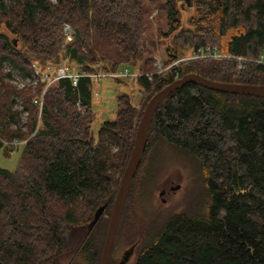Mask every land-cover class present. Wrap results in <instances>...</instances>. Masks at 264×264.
Returning a JSON list of instances; mask_svg holds the SVG:
<instances>
[{
	"label": "trees",
	"instance_id": "trees-1",
	"mask_svg": "<svg viewBox=\"0 0 264 264\" xmlns=\"http://www.w3.org/2000/svg\"><path fill=\"white\" fill-rule=\"evenodd\" d=\"M191 4L183 20L178 0H11L6 6L0 0V147L8 154L13 147L6 141L25 138L15 168L0 167V264H58L60 256L65 264H99L119 180L149 98L189 72L222 82L264 83L263 65L247 63L239 70L233 59L191 60L177 77L140 76L134 80L140 103L133 104L128 93L116 95L114 119L101 122L94 137L92 79L83 76L76 86L68 78L51 83L39 115L33 99L46 81L18 89L3 64L26 73L33 65L44 70L61 63L82 73L125 65L152 72L159 44L145 33L146 5L165 11L167 31L161 35H171L173 44L165 48L164 64L207 45L241 56L264 52V0ZM65 23L72 30L68 41ZM15 95L27 111L26 133L18 129ZM163 143L195 162L202 189L194 196L188 191V208L171 209L137 238L154 171L151 156ZM102 204L103 213L88 229ZM121 237L137 238L131 243L134 259L125 264H264V98L187 83L161 100L108 264H119L113 251Z\"/></svg>",
	"mask_w": 264,
	"mask_h": 264
},
{
	"label": "rangeland",
	"instance_id": "rangeland-1",
	"mask_svg": "<svg viewBox=\"0 0 264 264\" xmlns=\"http://www.w3.org/2000/svg\"><path fill=\"white\" fill-rule=\"evenodd\" d=\"M10 1L11 0H4L5 6L8 5ZM178 2L179 6L182 8L183 20H185L186 17L192 13V4H188L191 0H178ZM150 9L151 10L147 8V5L144 8L146 23L145 33L147 36L158 40L159 44L150 60L153 63V61H155L154 57L161 58L163 61L165 58L166 46H171L173 43L171 35H161L162 31H167L164 9L161 6L152 7ZM4 68H10V66L5 62V64H3V70H5ZM129 69L133 71L132 68ZM21 73L23 74V72ZM7 80L19 89L11 80ZM92 88L97 92V95L92 96V107L95 113L92 124L94 137H97V131L101 122L112 121L114 119L117 105L116 95L128 93L132 103L135 105L139 104L142 100L140 85H138L132 77L120 80L104 78L100 82H93ZM18 97L20 98L19 95H15L13 99L16 101ZM14 108H17L16 103L14 104ZM26 120L27 119H25L23 123L24 127L22 129L20 124L18 126V129L25 133L27 132V126L25 125ZM19 155V147L18 149H13V151L8 154L0 147V167L9 170L14 169L18 162ZM150 163L154 171L149 180L151 181V187L148 189L149 196L145 199L147 208L143 215L142 226L138 229L137 238H140L141 233L161 223L171 209L175 207H187L189 201H186L185 197L188 191L189 195L194 196L195 191L200 192L202 189V181L196 171L195 162L183 151L166 143L160 144L158 149L153 152ZM148 166L150 167V165ZM137 238L132 240L129 238H119L113 251V257L115 261L117 260V263L121 260L124 251L127 250L132 245L131 243ZM133 259L134 248L127 262L129 263ZM66 261L67 259L65 256H60L57 263L65 264Z\"/></svg>",
	"mask_w": 264,
	"mask_h": 264
},
{
	"label": "built area",
	"instance_id": "built-area-1",
	"mask_svg": "<svg viewBox=\"0 0 264 264\" xmlns=\"http://www.w3.org/2000/svg\"><path fill=\"white\" fill-rule=\"evenodd\" d=\"M63 35L66 41L72 39V30L69 24L65 23L63 25ZM203 58H214V59H233L236 61L237 69L244 70L247 63H255L264 66V52L258 53L256 56H241L230 53L219 52L216 47L210 45L198 47L197 50L192 51L186 55L177 57L170 61L167 64H164L161 58L156 57L154 61L155 70L152 72H142V71H130L128 65L120 66L114 70H98L89 73H82L78 70L68 69L65 65L57 66H45L44 70L39 69L37 66L33 65V70L30 73L23 72V74L17 70L10 68H4L5 71H10L11 76L8 78L11 80L19 89H26L27 87L34 88L38 81H46V84L41 92L40 96H37L33 99V102L38 105L39 115L41 107L43 104V95L47 87L54 81L60 78L70 79L72 85L76 86L79 79L83 76H87L92 79L94 82H100L104 78H113V79H123L132 77L134 80L140 76H144L148 81L152 80L154 75H160L166 72H172L175 77L179 75V70L182 64H185L191 60L203 59ZM92 95H97V92L93 90ZM17 104V108H14V104ZM13 104V109L18 110L19 113V122L21 129L24 127V121L27 116V111L23 108L21 100L18 97ZM79 105V101L76 103ZM12 128L16 127L15 123H11ZM25 140H19L13 138L9 141H6L5 144L17 149L20 144Z\"/></svg>",
	"mask_w": 264,
	"mask_h": 264
},
{
	"label": "water",
	"instance_id": "water-1",
	"mask_svg": "<svg viewBox=\"0 0 264 264\" xmlns=\"http://www.w3.org/2000/svg\"><path fill=\"white\" fill-rule=\"evenodd\" d=\"M188 4H191L188 3ZM16 44V41L14 42ZM62 64V63H61ZM187 83H193L204 88L211 90H216L224 93L232 94H242V95H257L264 98V83L263 84H244V83H233V82H222L213 80L210 78L203 77L198 73L189 72L181 77L173 80L169 84L165 85L163 88L155 92L147 101L142 115L140 117L133 149L131 155L126 163L123 170L122 176L119 180V185L117 188L116 196L113 202L112 210L109 216L105 237L103 241V246L100 255L99 264H108L109 255L111 252L112 244L116 234L117 226L120 220L123 205L127 196V192L131 181L135 175V172L141 162L143 153L145 151L147 142V131L150 118L157 104L163 100L167 95H169L174 90L182 87ZM162 193V192H161ZM106 204H102L97 208L94 213L93 219L90 221L88 229L92 228L95 222L98 220L100 215L103 213ZM133 245L124 251V254L119 261V264H125L129 259V256L133 252Z\"/></svg>",
	"mask_w": 264,
	"mask_h": 264
},
{
	"label": "bare ground",
	"instance_id": "bare-ground-1",
	"mask_svg": "<svg viewBox=\"0 0 264 264\" xmlns=\"http://www.w3.org/2000/svg\"><path fill=\"white\" fill-rule=\"evenodd\" d=\"M24 140H25V138H24Z\"/></svg>",
	"mask_w": 264,
	"mask_h": 264
}]
</instances>
